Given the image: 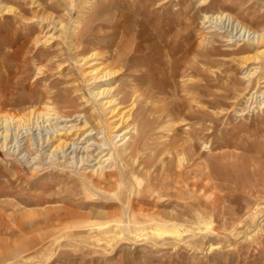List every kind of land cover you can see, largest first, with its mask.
<instances>
[{
    "label": "rangeland",
    "instance_id": "1",
    "mask_svg": "<svg viewBox=\"0 0 264 264\" xmlns=\"http://www.w3.org/2000/svg\"><path fill=\"white\" fill-rule=\"evenodd\" d=\"M25 1L0 0L15 10L0 14V113L16 117L0 126L8 135L6 146L0 143V209L10 215L0 220V264H264V83L258 80L264 54L254 60L255 50L236 53L251 46L252 32H264V0H89L94 5L86 13L83 0L74 10L61 2V9L47 11L60 17L57 30L38 21L39 9ZM83 33L87 41L72 50L69 37ZM133 49L139 62L120 70L112 86H141L154 132L149 144L157 150L152 172L164 179L170 168L180 170V159L200 165L201 201L188 193L177 198L161 183L145 186L139 174L150 169L139 158L114 168L122 176L108 193L78 183L79 157L50 161L49 134L66 135L75 126L67 142L81 152L92 148L101 160L91 145L104 134H84L98 116L108 126L112 116L92 98L104 83L87 73L92 66L119 70L123 59L109 58ZM87 53L97 58L81 62ZM150 56L159 64L156 80L147 74L150 62L142 63ZM47 106L86 119L26 122ZM158 226L179 233L164 240L151 233Z\"/></svg>",
    "mask_w": 264,
    "mask_h": 264
},
{
    "label": "bare ground",
    "instance_id": "2",
    "mask_svg": "<svg viewBox=\"0 0 264 264\" xmlns=\"http://www.w3.org/2000/svg\"><path fill=\"white\" fill-rule=\"evenodd\" d=\"M107 1H108V3H110L113 0H107ZM114 1H116V0H114ZM61 2H65L66 5L69 6V8L71 10H74L76 5H78V4H76V0H26L23 3V6H25V5L36 6L39 10H38V12H36L35 18L38 19V21H40V22H45V23L48 21L53 22L52 24L53 25L55 24V27L52 25H49L48 27L52 26L53 30L54 29L57 30L58 27H59V29H61L63 27V23L60 22V17L55 16L54 12H52L53 15L47 14V11H55V10L61 9V7H63V4H64ZM52 3H53V5H52ZM83 4L85 5L84 11H83L84 13H86L85 9H89L90 6L94 5V4L91 5L89 0H83L82 5ZM20 8H22V7H20ZM12 10H14V9H12L11 6L5 5L4 3H0V14L8 13ZM14 12H15V10H14ZM11 13H13V11ZM241 20H239V19L235 20L237 22V25L239 27H241L240 31L248 32L247 28L245 27V25H243V22ZM49 24H51V23H49ZM128 32H129V29H127L126 32L124 31V34L121 36H124V38H125L126 35H129ZM252 34L254 35L252 38H250V35L248 37V45H251V46H248L245 48L240 47V48H238L236 53L239 52V53L245 54V52L249 53L251 50H253V51L255 50L256 55L254 57H252L255 60L256 58H259L261 55L263 56V54H264V32H255L254 31V32H252ZM52 37H53V35H52ZM70 38L71 37H69L70 47L72 48V50L78 49L80 45H82L83 43H85L87 41V36L84 33L82 34V36H80L76 39H72V38L70 39ZM38 42H40V41H38ZM123 45L124 44H122L121 46H123ZM121 46H120V49H121ZM87 48H89V47H87ZM79 52H82V51L79 50ZM236 53H235V55H238ZM133 54H134V56L135 55L136 56L132 57ZM83 56H84V58H82L81 62L86 61L88 64L90 63V61H92L91 59H88V58H93V60L95 58H97L96 53H93V54L87 53L86 55H83ZM137 57L139 58L140 56H139V50H136V49L130 50L128 53L122 52V54H121V52H120L119 56L117 55V56H112L109 58V60L115 61L116 63H118L117 61L120 62V60L123 59L121 61V63H119L120 65L116 66L117 68H119V70L116 68H111V66L104 67V68L103 67L96 68V66H92V67H90V71L87 73V75L89 77H91L90 81H93V82L98 83V84L104 83L101 87L98 86V87L94 88V90L92 91V98L95 99L99 103V105L101 106V108L104 111L109 113L108 115L112 116V117L110 116L111 121L109 122V126L104 124L101 121L100 116H98L97 119H94L96 124L93 123L94 125H91V131L88 132L87 134H84V138H87V139L88 138L90 139L91 137L95 136L92 134L93 131H97L98 135L104 134V138H103L104 141H102V142L100 141L101 143H98V142L93 143L91 145V147L94 146L93 148L96 149L97 153L99 152L98 155H99V157L101 156V160L99 159L100 161H97V159L94 156L95 151L92 152V148L90 150H88L87 149L88 147H86L87 150L81 152V151H78V147H75L77 143L75 144V143L67 142V139H69L70 137L75 135V134H73L72 136L70 135V133L72 131L76 130V126H75L71 129V131L66 130V133H67L66 135L59 134L60 133L59 129L58 130L53 129L52 134L51 135L49 134V136L47 138V143H50V145L53 144V147L55 145L52 153L49 155L50 161L53 160V157H55V155L58 156V154L64 155V157L66 159L65 162L68 161L67 158L69 155H72V160L75 159V157L76 158L79 157V160H80V162L78 163L80 165L79 167H81V168L83 167L84 170L80 176L81 179L78 180V183L81 184L86 189H87V187L88 188H94V190L95 189L99 190V191H101V193H108V192H112L111 187L115 184V178H117L118 176H122V174H120L122 171L119 173V172L115 171L114 168L118 167V170H119V168L122 169L123 166L125 168V166L127 167L128 165H130V161L132 159L138 160V158H139V166L141 168L142 167H149L148 169H150V171L147 173L142 172L139 174V176L142 179L145 178L147 180L148 183H146L145 186H149L150 188H155L158 186L157 183H161L163 185V188H165V189L168 188V189H171L172 191H175L176 196H179L177 198H182L183 194L188 193V194H191L192 196L197 197L198 201H201V199L203 197V177H202V170H200L201 168L199 169L200 165H198V166L195 164L194 165L193 164L187 165L184 163L183 159H180L178 161V166H179L180 170L174 171L173 168H170V171H169L170 176H167L164 179L159 178L158 173L156 174V173L152 172V169L155 166V159H156V155H157V150L151 148L152 144H149L151 138L154 136V134H153L154 132L151 134V131H152V129L150 128L151 124H150V121L147 120V117H146L148 102L146 100L145 101L141 100V98L144 97V94L138 95V93H140V91H141V86H139V88H133L132 85H125V84H121L117 88H116V85L112 86V85H114V83L120 81L121 77H120V75H118L120 70L128 72V71H132L133 68H135L136 64H134L133 61L138 60ZM147 58H148V61H144L142 63L150 62L149 63L150 70H148L147 74H149L153 79L156 80L157 74H155V72H156V69L159 67V64H158V62H156L154 60V56H152V57L150 56ZM246 58L250 59L251 56L246 57ZM138 62H139V60H138ZM172 62L176 63L175 66L180 67L181 61L174 59ZM87 63H86V65H87ZM247 63H249V62H247ZM153 65H157V68H155ZM194 67H197V65H195ZM167 68H168V70L164 68L163 72L167 71L169 73V66ZM261 68L263 69V73H264V59H263V62L261 64ZM171 69H170V71H171ZM177 69L175 70V74L177 72ZM153 70H155V71L153 72ZM175 74L171 73V75H173V76ZM142 75L143 74L140 73L139 76H137V78L141 79ZM258 80L259 81L262 80V83H264V74L263 75L261 74L260 78ZM100 100H102V101L100 102ZM47 107H49V106H47ZM52 108L49 107V108L45 109L43 112H37V111L32 112L31 111L29 117H27L26 122L36 123L39 121V119L42 120L45 118L47 121L56 120L57 123L61 124V123H67L70 121H74L73 119H75V118L76 119L83 118V120L86 119V116L83 113H75V114L70 115V116H65V115L61 114L60 112H58L57 110H53ZM15 118L16 117L15 116L13 117V115L3 117V115H1V113H0V126L3 124H7V122L14 121ZM20 119L18 118L17 120H20ZM34 120H35V122H34ZM19 123H20V121H19ZM87 124H89V122L84 123V125L82 127H86ZM18 125L21 126V124H18ZM65 127H67V126H65ZM63 129H65V128L63 127ZM81 129L83 131V128H80V130ZM80 130H78V131H80ZM0 131H2L1 128H0ZM5 131L0 133V143H2L1 147H5L6 143H7L8 135L5 133ZM112 137H113V140L116 141V143H121V145L119 146L120 148H115L116 143L114 146H113V143L111 144ZM64 138H66V140H64ZM117 139H119V140H117ZM107 143H109L110 145H107ZM107 146H110V147L107 148ZM148 150H151L153 156H150V157L146 156ZM61 157H63V156H61ZM58 159H59V157L57 159H55V161H58ZM31 161H32V159H31ZM53 164H55V163H53ZM194 175H197V176L194 177ZM140 182H142V180L141 181L139 180V185H140ZM49 190H50L49 188L45 189L46 192H48ZM140 190H142V189H140ZM141 193L144 194V191L142 190ZM127 204L133 205L134 202L132 200H129L127 202ZM6 216L8 218L10 215H6L4 213V211L2 209H0V220H5ZM51 222H53V221H51ZM39 223H41V222H39ZM239 223L240 222H238V224ZM151 233H153L156 236L161 237L165 240V238H166V236H164L165 234H169V236H171V235L175 236L179 232L176 231V229L171 231V230L167 229V227L158 226L157 228H153V230H151ZM162 236H164V237H162ZM167 238H168V235H167ZM163 239H162V241H163ZM156 244L160 245L163 243L157 242Z\"/></svg>",
    "mask_w": 264,
    "mask_h": 264
}]
</instances>
